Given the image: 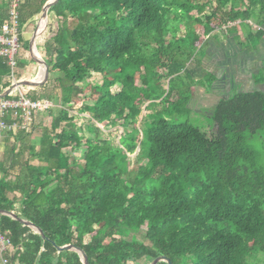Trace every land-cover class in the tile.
Instances as JSON below:
<instances>
[{
	"label": "trees",
	"instance_id": "1",
	"mask_svg": "<svg viewBox=\"0 0 264 264\" xmlns=\"http://www.w3.org/2000/svg\"><path fill=\"white\" fill-rule=\"evenodd\" d=\"M46 1L21 0L20 42ZM48 12L64 21L44 53L49 75L58 76L26 97L52 105L34 113L37 127L32 119L21 128V111L6 116L17 128L6 132L10 162L0 179V210L45 239L0 215L14 251L8 263L82 264L76 252L55 249L72 244L87 264H149L159 256L172 264H264V163L247 144L255 138L264 147V62L249 88H229L213 105L214 137L189 122L194 86L210 92L218 82L203 65L208 39L229 34L241 53L258 54L264 0H57ZM67 17L76 20L72 29ZM10 84L0 58V93ZM75 106L88 114L92 138L69 115ZM95 123L122 128L118 144L98 137ZM38 128L36 148L30 137ZM79 149L81 162L67 153Z\"/></svg>",
	"mask_w": 264,
	"mask_h": 264
},
{
	"label": "rangeland",
	"instance_id": "2",
	"mask_svg": "<svg viewBox=\"0 0 264 264\" xmlns=\"http://www.w3.org/2000/svg\"><path fill=\"white\" fill-rule=\"evenodd\" d=\"M8 4H9V2H8ZM208 9H209V7L205 8V10H206L205 12H207ZM39 16H38V18H39ZM54 17H52V20L47 21L45 28L43 29V31L38 36L40 39L42 38V36H44V38H42V40H39V43H38L39 46L44 45L42 51L36 49L37 54L42 59H44V55H45L44 54L45 53V46L48 47L51 44L52 35L56 31V29L61 26L62 21H63V20L58 21L56 16H54ZM36 24H37V22H36ZM75 24H76V20H73L72 18H69V17L66 18L65 25L68 29H72V27ZM34 28H35V26H34ZM18 32H19V30H18ZM183 32H184V29L182 26H180L179 31L177 32L176 36L182 35ZM223 35H224V37L219 36L217 42L212 38L208 39V46H207V50H206L207 55L203 59V65L207 69H209L211 72H213L218 77V80L220 82H215L213 84L210 92H207L206 90H204L198 86H194V88L192 89V92H191L190 106H191L193 112L189 117V122L195 126H198L200 128V130L208 138H212L216 134L215 125H214V123H212L210 121L209 116H210L211 109H212L213 105L216 103L218 98L223 95V92L222 93L219 92V91H221V89H223V85L225 86V83H229V86H230L229 91H231V90L237 88V86H241V85L243 86L241 88H245V89L249 88L250 84H251V80H250V78H247V76H248L247 74H249L251 71H253V73L256 72L257 71L256 69L260 66V63L264 62V47L258 48L257 56H254L252 54H250V55L240 54V56L238 55V57H237L236 56L237 53L241 52L240 48L238 46H235V44L233 43L232 38L229 34H223ZM19 37H20V32H19ZM168 40H169V36L166 37V41H168ZM19 52L23 53L21 45H19L18 54H19ZM27 52H28V49H27ZM50 52H51V50H50ZM18 54L16 56V59L18 57ZM192 56H194V53ZM237 58H238V60H237ZM237 61H238V63H237ZM240 61H243V63H241ZM37 67L39 69V65ZM37 67L34 69L33 74H30L31 76H29L28 79L35 80V79H33V77L35 75V72L37 71ZM247 70L250 72L248 73ZM15 71H16V69L14 70V73H15ZM158 72L161 75L165 74V71L162 69H160ZM37 76L40 77L41 73L39 75L37 74ZM57 76L58 75L56 73H51L50 75H48V77L50 79H53ZM90 82L92 84H98V82H100V76L98 74H94L92 76ZM219 83H222L221 87H218ZM161 84H162L164 89L167 88L166 78L161 79ZM25 88H29L31 90V87L25 86ZM118 89H119L118 86H114L111 90H112V92H116V90H118ZM224 91H225V88H224ZM88 95H89V92H86V96H88ZM80 99H81V102L82 101H84V102L87 101L88 103L91 102L89 100V98L86 99V98H83V96H81ZM145 106H146V104L142 106V110H141L140 116H139L137 124H136L137 127H139V129L141 128L142 119H144L145 115L148 114V111H146L144 109ZM76 107L77 106H75V108L71 109V111L69 112V115L76 117V118H74V122L76 123L77 127L82 128L81 134L83 135V137L92 138L93 134L89 133L85 129L86 125H87L86 119L88 118V114H86V113L79 114L78 108H76ZM157 108H159V107H157ZM37 112H39V111H37ZM32 119H33L34 127H37V126H35V123H36V121H38L40 119V116L39 115L37 116L34 114V118L32 117ZM42 120H44V119H42ZM31 122H32V120H31ZM31 122H30V124H31ZM145 123L148 124L149 121H147ZM145 123H144V126H145ZM95 125L99 129V133L97 134L98 137H100L101 139L108 138L114 144H118V139L123 132L122 128H120L118 126L113 127V128H106V123H95ZM34 129H37V128H34ZM37 131L38 132L36 134L31 136L34 138L32 140L34 143H35V140H37L38 134L40 132V128H38ZM31 137H30V139H31ZM32 141H30V142H32ZM247 144L251 145L252 148L256 149L259 152L260 161L262 163H264V147H263V144H261L255 138L248 139ZM82 151H83V149H79L77 151L68 150L67 153H70L75 159H77L79 162H81L82 161V156H81ZM138 152H139V150L137 148L134 153L129 154V156L132 158V160L135 159V156L138 154ZM140 162L144 163L145 160H143L141 158Z\"/></svg>",
	"mask_w": 264,
	"mask_h": 264
},
{
	"label": "built area",
	"instance_id": "3",
	"mask_svg": "<svg viewBox=\"0 0 264 264\" xmlns=\"http://www.w3.org/2000/svg\"><path fill=\"white\" fill-rule=\"evenodd\" d=\"M21 0H9L7 19L0 24V58L5 60L6 65L10 70V78L14 80V70L17 66L16 56L19 50V5ZM51 104L47 101H30L26 97L23 87L16 88L9 94L8 98L0 99V140L4 137V133L17 128L15 123H7L6 116L11 115L15 118L18 111L22 114L21 128L27 127L37 111H42ZM10 245L9 239L0 233V254L7 251ZM6 259L2 262L6 264Z\"/></svg>",
	"mask_w": 264,
	"mask_h": 264
},
{
	"label": "crops",
	"instance_id": "4",
	"mask_svg": "<svg viewBox=\"0 0 264 264\" xmlns=\"http://www.w3.org/2000/svg\"><path fill=\"white\" fill-rule=\"evenodd\" d=\"M3 3V0H0V5ZM40 15V14H39ZM38 15V16H39ZM38 16L36 17V19L34 20V21H32V22H30L29 24H27V25H25L24 27H23V29H22V33H21V42H20V45L22 46V50H23V53H21V52H19V54H18V57H17V66H16V71H15V73H14V80H15V82H18V81H22V80H26V79H28L29 78V76H31L30 74H33V71H34V69L38 66V64L36 63V62H32L31 61V56H30V53H29V49H28V52H27V50H26V45L28 46L29 45V39H30V37H31V35H32V33H33V31H34V26L36 27V22H37V20H38ZM55 15H54V13L53 12H48V20L50 21V20H52V17H54ZM55 18V17H54ZM42 38H44V36H42ZM42 38L40 39L39 37H36V39H35V41H34V47L37 49V50H40V51H42V49H43V46L44 45H41V46H39L38 45V43H39V40H42ZM28 43V44H27ZM240 54H243V53H241V52H238L237 53V57H238V55L240 56ZM254 56H257V54H255ZM236 60V59H235ZM237 60H238V58H237ZM241 63H243V61H240ZM225 63V62H224ZM237 63H238V61H237ZM36 66V67H35ZM42 70V68H41V66L39 65V69H38V67H37V71L35 72V75H34V77H33V79H35V78H37L38 76H37V74L39 75ZM247 72L249 73L250 71H248L247 70ZM255 73V72H254ZM253 73V71H251L249 74H247L248 76H247V78H250V76L252 75V74H254ZM9 78H10V70H9ZM10 82H11V84H10V86L14 83L13 81H12V79L10 78ZM218 82H220L219 80H218ZM252 84V83H251ZM251 84H250V86H251ZM9 86V87H10ZM222 86V83H219V85H218V87H221ZM241 88V87H243L242 85L241 86H237V88ZM224 88H225V90H228L229 88H230V86H228V87H225L224 85H223V89H221V91H219V92H224ZM5 90V89H4ZM3 90V91H4ZM23 90H24V92L27 94V92H29V88H25V86L23 87ZM2 91V92H3ZM14 91V90H13ZM12 91V92H13ZM8 97H9V95H8ZM50 103V102H49ZM51 104V103H50ZM52 105V104H51ZM40 112V111H39ZM8 117V116H7ZM5 138H6V133H4V137L0 140V179L3 177V174H2V171H1V168L2 167H6L8 164H9V162H10V156H9V153H10V150H11V140L10 141H8V142H5ZM34 138L33 137H31V139H30V141H32ZM32 144H34L33 146H36V148L38 147V145H36L37 144V140H35V143L32 141L31 142ZM31 163H33V164H36V162H35V160H33ZM12 196V195H11ZM20 205H19V202H17V204H16V207H19ZM32 230V229H31ZM33 231V230H32ZM35 232V231H34ZM14 251H13V248H12V246H11V244L7 247V251H5V252H3L2 254H0V264H4L3 262H2V259H6L7 261H6V264H9L8 263V258H9V256H11L12 255V253H13Z\"/></svg>",
	"mask_w": 264,
	"mask_h": 264
},
{
	"label": "water",
	"instance_id": "5",
	"mask_svg": "<svg viewBox=\"0 0 264 264\" xmlns=\"http://www.w3.org/2000/svg\"><path fill=\"white\" fill-rule=\"evenodd\" d=\"M57 0H47L41 7L40 10V16L38 18L36 27L29 39V45H28V49H29V53L30 56L34 58L35 62L38 65H41L43 67V75L41 77L40 80H32V79H26V80H22V81H18L13 83L10 87H8L7 89H5L3 92L0 93V99H3L5 97H7L13 90H15L16 88L19 87H24V86H28V87H38L43 85L47 78H48V66L46 64V62L44 61V59H42L36 52V48L34 47V41L36 39V37L39 36V34L43 31V29L45 28L47 21H48V10L50 9V7L56 2ZM0 215H5L8 216L16 221H18L19 223H21L23 226H26L30 229H32L33 231H35L37 234L40 235V237L42 239H45L41 229H39L37 226L33 225L32 223L19 218L17 216H15L13 213L8 212V211H4V210H0ZM55 249L60 252V251H73L76 252L81 260L82 264H87V260H86V256L84 254V252L79 248L76 247L72 244H66L63 246H56L55 245ZM160 262H164L166 264H172L170 262V260L166 257L163 256H159L156 257L155 259H153L149 264H158Z\"/></svg>",
	"mask_w": 264,
	"mask_h": 264
},
{
	"label": "bare ground",
	"instance_id": "6",
	"mask_svg": "<svg viewBox=\"0 0 264 264\" xmlns=\"http://www.w3.org/2000/svg\"><path fill=\"white\" fill-rule=\"evenodd\" d=\"M41 66V65H40ZM41 68H42V70H41V76L40 77H37V78H35V80H40L41 79V77H42V75H43V67L41 66Z\"/></svg>",
	"mask_w": 264,
	"mask_h": 264
}]
</instances>
